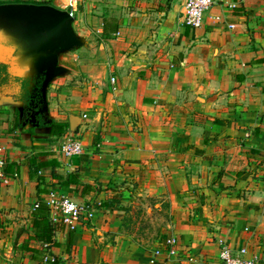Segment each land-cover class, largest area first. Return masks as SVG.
<instances>
[{"label":"crops","instance_id":"0c3cea01","mask_svg":"<svg viewBox=\"0 0 264 264\" xmlns=\"http://www.w3.org/2000/svg\"><path fill=\"white\" fill-rule=\"evenodd\" d=\"M55 1L74 34L99 42L84 49V86L66 95L32 92L35 79L13 94L10 72L0 83V264H218L220 239L264 264V0H213L198 28L186 0ZM68 62L57 63L65 80ZM52 121L67 132L51 135ZM69 136L80 155L62 153ZM51 191L87 215L56 229L41 261L20 246ZM153 192L166 197V236L151 252L127 248V199Z\"/></svg>","mask_w":264,"mask_h":264},{"label":"water","instance_id":"95a60500","mask_svg":"<svg viewBox=\"0 0 264 264\" xmlns=\"http://www.w3.org/2000/svg\"><path fill=\"white\" fill-rule=\"evenodd\" d=\"M0 15H20V22H25L19 25L17 32L13 29V33L6 35L0 31V61L6 64L8 73L30 83L33 79L57 73L59 54L70 45L81 44L71 29V16L51 5L2 4ZM34 35L37 37L32 46L22 47L24 37ZM5 39L9 41L7 44ZM14 59L18 65H14Z\"/></svg>","mask_w":264,"mask_h":264},{"label":"rangeland","instance_id":"374dc122","mask_svg":"<svg viewBox=\"0 0 264 264\" xmlns=\"http://www.w3.org/2000/svg\"><path fill=\"white\" fill-rule=\"evenodd\" d=\"M30 2L31 4L45 3L56 6L55 0H31ZM58 7L61 6L58 4ZM75 36L81 41V44L70 45L69 48L66 49L70 53H66L65 50L59 54V59L61 57L63 61H69V68L76 71V73L73 74L74 76L65 80L66 78H63L66 76L64 71L52 74L47 78L42 76V78H36L34 81L35 83H33L32 86H30L31 84L28 85V89H31L32 92L38 94L40 88L46 86V92L53 88V92H62V94L66 95V92L68 91L66 87L72 85V83L78 88L84 86L83 82L85 81V75L82 72H79L80 61L83 58H87L84 49H87L90 45H92L91 48L97 47L99 39L98 37H87L79 34H75ZM72 56L75 60H72ZM14 65H18L16 60L14 61ZM12 76L13 78H16L17 83L8 87L7 90L14 94L18 93L16 88L20 87L22 84L19 82L21 79L19 76L16 74ZM68 81L70 82L68 83ZM97 85L98 83L95 80L91 81V87L93 89L97 87ZM28 89L26 91H28ZM69 95L70 94L68 93V96ZM67 99L71 100L70 97ZM127 206L128 210L123 219L122 227L125 234L130 237L129 243L126 245L127 248H131L135 251L151 252L153 247L160 244L164 239L163 237L166 236L165 230H167V222L169 220L166 197L159 196L154 192L142 196L130 195L127 199Z\"/></svg>","mask_w":264,"mask_h":264},{"label":"built area","instance_id":"2783aa9c","mask_svg":"<svg viewBox=\"0 0 264 264\" xmlns=\"http://www.w3.org/2000/svg\"><path fill=\"white\" fill-rule=\"evenodd\" d=\"M213 0H186L183 9L184 22L191 28H198L202 25L203 17L206 11L212 6ZM114 78H111L113 81ZM86 114H82L85 118ZM61 151L65 157L80 155L83 151L81 140L75 136L67 137L61 145ZM5 165L4 149L0 146V177L3 175ZM261 176L264 179V158L258 164ZM50 217L53 222L61 223L68 230L75 229L81 217L87 215L86 205L66 196L65 194H56L54 191L49 193L46 200ZM177 237L168 236L164 244L169 253L177 251ZM219 263L218 264H257V256H246L245 248H233L227 241L219 240Z\"/></svg>","mask_w":264,"mask_h":264},{"label":"trees","instance_id":"16d2710c","mask_svg":"<svg viewBox=\"0 0 264 264\" xmlns=\"http://www.w3.org/2000/svg\"><path fill=\"white\" fill-rule=\"evenodd\" d=\"M20 18V15H0V31L6 35L13 33V29L17 32L19 25L25 24L23 21L20 22ZM4 42L7 44L9 41L5 39ZM8 74L6 64L0 62V83L8 81ZM22 86L24 87L25 85L23 84ZM49 126L50 134L56 136L64 135L68 129V124L65 122L52 121ZM87 187V185H83V193L87 191L85 190ZM29 222L31 231L20 248L30 252L31 257L40 258L42 261L46 248L55 243L53 241L55 230L61 227L64 228V225L53 222L50 217L49 206L41 197H37L33 204L29 214ZM53 260L56 261V257Z\"/></svg>","mask_w":264,"mask_h":264},{"label":"flooded vegetation","instance_id":"af4514ba","mask_svg":"<svg viewBox=\"0 0 264 264\" xmlns=\"http://www.w3.org/2000/svg\"><path fill=\"white\" fill-rule=\"evenodd\" d=\"M38 5H40V4H38ZM41 5H47V4H41ZM34 37L25 36L24 40H23V43L21 44L22 47H25V46H29L30 47V46H32L33 41L36 39L37 35H34Z\"/></svg>","mask_w":264,"mask_h":264}]
</instances>
